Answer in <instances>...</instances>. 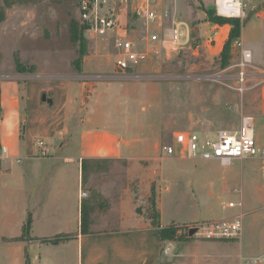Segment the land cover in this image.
<instances>
[{"label": "rangeland", "instance_id": "obj_1", "mask_svg": "<svg viewBox=\"0 0 264 264\" xmlns=\"http://www.w3.org/2000/svg\"><path fill=\"white\" fill-rule=\"evenodd\" d=\"M159 2L161 10L170 8L176 19L183 22L188 44L165 62H151L135 73L118 74L117 78L109 75L112 73V48L108 40L86 39L83 32L74 36L72 27L77 31L81 28L74 2L0 0V73L19 72L24 78L42 74L51 79L73 74L89 85L109 82L112 93L120 98L118 105L113 100L115 105L109 114L117 116L123 123L131 122L137 128L133 135L139 142H144L147 149L155 142L154 152L159 156L163 154L162 146L172 142L176 131L209 132L208 136L214 137L212 132L217 129L237 128L243 115L255 116L254 134L263 145L264 119L246 108L245 97L264 84V74H254L253 83L262 82L238 95L230 87L231 69H227L235 58L232 42L227 63L223 66L220 64V39L215 37V30L219 29H212V23L207 22L203 3L196 0ZM256 6V13L240 25L244 28V41L252 51L253 68L257 73H264V0L261 4L256 2ZM129 21L136 24L133 19L129 18ZM257 31H260L261 39L251 46ZM16 62L20 64L19 69ZM113 79L142 83L131 85ZM176 159L181 158L163 154L158 161L166 178L160 184L157 164L150 176H128L127 165L122 161H88L84 166L83 190L87 196L83 201L94 207L92 214L99 210L91 228L101 229L105 227L104 219L110 223L116 219L109 205L105 206L97 197L100 196L97 186L110 189L129 181L136 192L134 211L148 218L151 224L157 221V193L161 189L164 223L173 219L175 222L168 225H173L177 231L162 246L163 249L172 243L171 251L178 255L171 256L170 262L240 264L244 257L263 256L264 251L258 252V248L264 243V203H258L252 197V184L264 180V172L255 167L257 160H234L229 165L218 162L170 165ZM240 183L239 196L236 187ZM109 192L114 195L113 191ZM239 197L243 202L241 209ZM226 202L235 205L229 207ZM240 210L244 216L238 214ZM232 217L242 220L241 233L235 239L209 240L186 231L197 222ZM241 235L239 246L235 242Z\"/></svg>", "mask_w": 264, "mask_h": 264}, {"label": "crops", "instance_id": "obj_2", "mask_svg": "<svg viewBox=\"0 0 264 264\" xmlns=\"http://www.w3.org/2000/svg\"><path fill=\"white\" fill-rule=\"evenodd\" d=\"M203 13L206 14L204 10ZM214 28L219 29L215 37L220 39L222 48L230 25L212 24ZM243 30L242 27L240 37L244 40ZM253 37L251 46L261 39L260 31ZM111 72L110 77H117L112 57ZM23 76L19 72L0 73V264H175L170 262L171 256H178L171 251L172 243L169 242L170 251L164 253L166 246H162L166 241L160 239L158 228L134 211L136 192L129 181L110 189L97 186V197L113 210L115 222L104 219L105 227L91 228L97 210L89 218L88 232L80 230L84 200L80 191L88 161H122L127 165L128 176H150L157 164L159 184L166 179L158 163L163 154H155V142L147 149L133 135L137 128L131 122L123 123L109 114L115 104H120L109 82L89 85L73 74L53 79L42 74ZM113 80L131 85L142 83ZM245 101L252 114L264 119V84L248 93ZM38 141L45 144L44 155L38 152ZM236 160H257L255 167L264 172V159ZM200 162L218 161L181 158L170 165L191 166ZM241 183L236 187L239 196ZM252 187V197L264 203V180L254 182ZM160 190L157 219L161 226H166L175 221L164 223ZM237 201L241 209L240 197ZM28 214L32 219L29 239H19ZM238 214L244 216L241 210ZM64 234L69 237L57 244L41 240ZM236 243L242 244V235ZM262 251L264 243L258 248V252Z\"/></svg>", "mask_w": 264, "mask_h": 264}, {"label": "built area", "instance_id": "obj_3", "mask_svg": "<svg viewBox=\"0 0 264 264\" xmlns=\"http://www.w3.org/2000/svg\"><path fill=\"white\" fill-rule=\"evenodd\" d=\"M69 1L76 5L84 37L90 40L109 41L116 76L126 72L135 73L151 62H165L188 44L187 28L183 22L176 19L170 8L161 10L159 0ZM196 1L203 3L204 11L207 5L211 4L214 15L238 19L242 23L250 13L257 11L256 2L261 4L263 0ZM129 18L136 24H130ZM232 49L235 51V58L227 67L231 69L230 87L241 96L252 86L262 82L254 84L252 80L254 74L264 73L255 72L252 51L240 36L233 39ZM253 124L251 116L243 115L237 128L217 129L212 132L214 137L208 136L209 132L176 131L172 136V142L162 146V153L181 158L216 160L221 165H229L236 159H264V146L258 145ZM37 147L39 154L44 155L45 144L38 141ZM86 196L87 193L81 190L80 198ZM234 205V202L228 203L229 207ZM191 229L194 230L192 236L203 239H235L241 233L242 220L240 217H234L226 220L201 221L186 229L187 233ZM170 246H166L163 252L170 251ZM240 264H264V255L244 257Z\"/></svg>", "mask_w": 264, "mask_h": 264}, {"label": "trees", "instance_id": "obj_4", "mask_svg": "<svg viewBox=\"0 0 264 264\" xmlns=\"http://www.w3.org/2000/svg\"><path fill=\"white\" fill-rule=\"evenodd\" d=\"M260 6L261 5H259V7ZM257 10H258V8H257ZM205 13L207 16L206 20L212 24H217L219 26H222L224 24L230 25V29H229L227 38L224 41L222 49L220 51V56H221L220 64L224 66L228 60L231 42L233 39L240 36L242 25H240V21L238 19L223 18V17L216 16V15H214L212 10L205 9ZM254 13H256V12H254ZM254 13H250L249 16L247 17V19H249L252 16V14H254ZM72 29H73L74 36H76L77 34L79 36L83 32L82 28H79V31H77V29H75V27H72ZM16 67H17V69L20 68V64L17 62H16ZM93 210H94V207L90 206V203H87L86 201L81 202L80 230L82 233L88 232L89 218H90V215L93 213ZM156 216L158 218V213ZM31 222H32L31 215L28 214L26 219H25V222L23 224L22 234L19 237V239H25V240L29 239ZM152 225L158 228L159 233H160V239L162 241L170 240L171 238H173L175 236L176 229H175V227H172L173 225L161 226L158 223V219H157V221H154V223ZM67 237H69V235L64 234V235L55 236L51 239H41V240L47 241V242H50L53 244H57L59 241L65 239Z\"/></svg>", "mask_w": 264, "mask_h": 264}, {"label": "water", "instance_id": "obj_5", "mask_svg": "<svg viewBox=\"0 0 264 264\" xmlns=\"http://www.w3.org/2000/svg\"><path fill=\"white\" fill-rule=\"evenodd\" d=\"M207 9H208V10H212V9H213V5H211V4L207 5ZM193 232H194V230L191 229V230L189 231V234H192Z\"/></svg>", "mask_w": 264, "mask_h": 264}]
</instances>
